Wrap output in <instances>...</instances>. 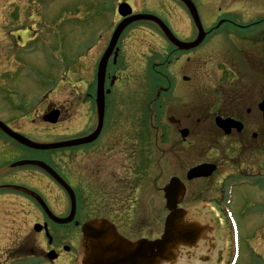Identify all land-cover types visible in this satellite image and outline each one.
<instances>
[{"label": "rangeland", "instance_id": "obj_1", "mask_svg": "<svg viewBox=\"0 0 264 264\" xmlns=\"http://www.w3.org/2000/svg\"><path fill=\"white\" fill-rule=\"evenodd\" d=\"M120 1H126L137 14L158 17L179 40L186 41L195 36L193 23L177 0H0L1 122L38 143L58 142L69 137L71 133L75 134L83 125L89 123L85 122V118L90 115L91 108H87L77 94L94 92L92 85L96 67L113 29L118 24H115V11ZM192 1L203 28H212L218 20L234 17L240 25H245V29L237 33L250 41L255 39L256 45H249L243 41L242 36L231 34L227 37L223 36L224 33H219V36H209L202 43L196 53L190 56V63L182 57L170 65L168 70L165 67L168 64L162 65L161 61H170L166 57L170 47L153 25L136 24L124 32L117 45L119 64L114 68L117 82L112 88L110 98L116 110L108 115L105 137L110 134L113 138L119 131L121 136L123 135V142L136 140L135 130H139L141 126L137 124V120L142 119L138 110L144 108V104L148 105L157 92V88H154L157 79L147 77L150 68H156L158 72L162 69L161 72L170 74L172 79V88H169L166 96H162L159 113L154 114L151 120V126L159 129V132L150 130L152 133L149 142L145 144L136 140L132 148L138 162L140 158L147 159V162L150 159L153 161L154 158L148 171L145 170L148 164L146 167L143 164L144 172L137 178V191L132 194L133 199L137 200L136 208L133 206L130 216L133 223L127 228H119L134 239H152L158 232H162L163 218L166 217L165 202L156 187L162 188L163 184L166 185L167 176L161 168L163 156L160 139L163 133L175 135L167 119L170 116L183 119L182 126L194 129L193 127L199 125L196 124L197 120L201 118L197 115L206 112H223L227 116L239 115L247 108H252L253 104L259 103L258 100L254 103L257 94L252 95L250 100L243 97L245 105L237 101L242 98L243 90L247 88L243 84L257 76L263 80L256 82L254 87H258L264 96V23L256 27L249 24L259 19L264 20V0ZM258 43L260 44L257 45ZM248 52L250 54H247ZM258 62H263V67ZM182 76L190 78L188 84L181 82ZM225 76L235 79L230 82L231 85L218 80L219 77ZM237 83L241 86L239 89ZM231 86L235 88L234 91L241 93L237 98L235 94L227 96ZM232 97L234 101L228 103ZM51 106L61 110L60 120L53 127L42 122L43 115L50 111L48 109ZM240 108L243 112L239 113ZM255 109L256 107L249 117V123L252 125L247 130L246 137L251 140L253 132H260L258 141L262 142L261 155L252 156L254 160H259L260 169L256 167L253 171L250 168L249 164L253 159L243 161L244 148L235 144L226 146L228 140L217 139L218 148L229 151L225 153L226 158L222 157L223 161L220 162V155L216 151L203 158L220 162L221 169L213 181L214 191L210 186V192L202 189L206 187L203 186L205 183L202 185L192 182L188 185V194L180 206L186 208L192 217H199L206 212L209 216V207L211 211L217 212V247L222 254V264L228 263L232 253L230 224L239 242L235 264H264V121ZM230 110L232 112L228 114L227 111ZM200 125L210 124L206 122ZM115 126L119 127L115 129ZM170 128L173 130L172 134L167 132ZM105 137L101 139L100 144L105 142ZM187 141L184 166L186 169L200 161L198 152L203 150L198 139L191 137ZM11 148V141L0 135V168L1 165L16 160V156L11 152L9 154ZM124 151L125 148L120 145V157L116 153L112 154L116 156L106 157L105 170L100 175L98 184L103 183V179L107 185H111L112 180L118 178V174L123 184L132 178L136 179L133 168H138L132 161H126L128 156L125 153L123 155ZM41 153L38 155H43ZM45 159L46 163L66 178L67 163L63 153ZM93 161H89L90 178L93 177L92 173H97ZM22 170L30 171L26 168ZM252 173L254 177H263L258 181L259 187L256 190L240 184L243 175L251 177ZM94 177H97V174ZM228 179L238 185L234 186L230 182L224 184ZM0 182L3 183L4 180ZM39 184L40 192L47 197L53 211L58 215L63 214L66 201L64 194L44 176ZM1 199L8 202L0 209V226L10 223L16 226L15 223L20 221L34 220L33 213L27 207L28 202L12 196ZM225 201L229 203V206L224 207L228 213V223L222 213ZM96 211L93 208L87 218L98 215ZM7 240L3 238V242Z\"/></svg>", "mask_w": 264, "mask_h": 264}, {"label": "flooded vegetation", "instance_id": "obj_2", "mask_svg": "<svg viewBox=\"0 0 264 264\" xmlns=\"http://www.w3.org/2000/svg\"><path fill=\"white\" fill-rule=\"evenodd\" d=\"M224 25H228L231 29L228 31L229 33H237L239 31H243L245 29V26H241L237 24V20L234 19H223ZM264 23L256 21L252 23L251 25L253 27H256L260 24ZM218 31H221L219 28L215 29L212 33L215 36H219L216 34ZM225 31V30H223ZM227 31V30H226ZM225 31V32H226ZM227 33V32H226ZM248 43L250 40L245 39ZM252 43H249L252 46L256 45L255 39L251 40ZM259 45V43L257 44ZM188 55V54H186ZM190 55V53H189ZM243 55V54H242ZM185 58L187 62H190L191 59L189 57H186L184 55H181L180 58ZM263 64V62H258V64ZM257 64V65H258ZM260 70V69H259ZM218 80L226 81V84L231 85L230 82H232L235 79H231L228 77L218 78ZM251 80V79H247ZM263 78H254L248 83H244L243 86L247 87L244 89V93L242 95V98L240 100V103L245 105L246 103L243 102V97H246L247 100H250L252 95H255L254 97V103L258 100V104H253L252 108H247L245 112H243V109L240 108L239 113L243 112L239 115H230L227 116V114H223V112H217L215 114H210L209 112H206L204 114L197 115L201 117L197 120L196 124H199L198 126H195V129H188L189 137H194L196 140L198 139L201 141L202 145V152H198V157L200 158V161L196 164L202 165V164H213L216 166V170L213 173L212 176L203 179H197L191 182H188L185 184L186 187V193L185 196L188 194V185L192 182H199L200 184H204L203 186H206L204 189L205 191H209L208 187H213V191L215 186L214 182L215 177L218 174V172L221 169V165L217 160L212 161L211 160H203L206 156L209 154H213L215 151H218V155L224 153H228V149L226 151L222 150L221 148H217L216 140L217 139H226L228 140V145L235 144L240 146L241 148H244L243 154L244 162H248L250 159H253L252 156H258L261 155V141H258L260 137V132H251V140H247L246 132L249 129L251 122L249 123V117L254 113L253 108L256 107V112L261 114L259 111V104L260 101L264 99V96L262 95V91H259L258 87H254V84L256 82H261ZM239 83H237L238 85ZM249 84V85H248ZM261 83H258V85ZM248 85V86H247ZM241 86L238 85V89ZM244 88V87H243ZM197 87H195V90ZM223 89V88H222ZM221 94H222V91ZM235 88L231 86L229 89V93H227V96L234 95L235 98L238 97V94L241 93L234 91ZM230 100L228 103H231L234 101V97L229 98ZM84 105H87L89 108L93 104V97L91 94H84ZM56 109V108H53ZM237 111V110H235ZM228 114L232 112V110L227 111ZM216 116H221L223 118H232L233 120L241 123V132L233 130L229 136L226 138L221 137V133L215 129L213 122L214 118ZM262 116V114H261ZM263 119V117H262ZM180 120V119H179ZM183 120V119H181ZM180 120V121H181ZM264 121V119H263ZM86 122V121H85ZM208 122L210 125H200L201 123ZM182 124V121H181ZM88 125V123H87ZM87 125H83L81 130L76 131L75 134H70V140H76L82 137L87 136L90 134L93 129L92 127H87ZM180 123L178 125H173L176 129V132L179 133L180 129ZM119 126H115L113 128H118ZM86 129V130H84ZM16 132V131H15ZM105 137V131L103 130L97 139L98 141H95L92 144H88L86 146H77V147H69L65 150L66 155V171L68 172L66 174V183L70 186L72 189V193L75 195V203H76V210H75V217L71 224L66 225L64 227L55 225L51 223V221L47 218V216L44 214V212L41 210V208L37 204V194L43 200L47 203V200L45 196L42 195V193L39 190V182L41 180L42 174L37 170V165L34 167H29V169H33L30 171H23V168H17L18 170L15 171V168H12V164L17 163L22 160H33L37 162V160H41V157L37 155V151L28 153V155L25 157L26 149L15 144L13 141L12 148L9 150V154H13V156H16V160H14L12 163H8V165H1L0 168V180H4V182H0V199L5 196H12V197H18L22 201L28 202V209L33 213L34 220L30 221H20L16 226L13 223L0 226V264H77L78 263V256H79V231L82 223L88 221L90 218H87L89 212L94 208L96 209L98 215H94L95 219H105L110 222H113L115 224L116 229L119 231V228H127L130 226V223H133V220H130L131 216V210L133 206L136 208V198L133 199V195L137 191V176L138 171L135 168V177L136 179L132 178L129 182H122L120 180V174L117 175L118 178H114L112 180L111 185H107L103 179V183H97V181L100 178V175L103 173V170H105V159L107 156H116L112 155L114 153L119 155L120 157V145L125 148V151L123 152L128 156L126 158V161H132L134 165L136 166L137 160L136 155L134 153L133 144L131 141L125 140L123 142L121 136V132H117L113 135V138L111 135H107L105 137V142L100 144L101 139ZM127 137V136H124ZM107 139V140H106ZM10 143V142H9ZM123 143V145H122ZM188 142L182 141L179 139L172 140L169 134H163L162 135V151L161 156H163L162 160L163 163L161 165V168L165 172L167 176V183L169 180L175 176L178 177L183 183V176H186L185 172V161H186V145ZM155 148V147H153ZM106 150L108 152L106 153ZM159 153V152H157ZM22 154V155H21ZM206 155V156H205ZM141 159V158H140ZM258 159V158H257ZM94 160V161H93ZM89 161H93V166L97 168V173H92L93 177L90 178V175L88 172H90L89 167ZM220 161V160H219ZM145 167L148 164V166L145 168L146 171H148L149 165L154 162L150 159V161L147 162V159L145 160ZM256 163L258 165H256ZM86 165V166H85ZM233 165V164H232ZM250 168L254 171L257 167L260 169V162L256 159L249 164ZM26 167V168H28ZM89 171H85L88 170ZM143 171V169H141ZM134 172V168H133ZM132 172V173H133ZM95 174H97V177H94ZM169 174H174L172 177ZM244 179L246 180H255L259 181L261 180L260 175H255L252 173L251 177H247L246 175H243ZM62 177V176H61ZM63 178V177H62ZM13 180L14 182L10 181ZM10 182V183H9ZM166 183V184H167ZM9 185H16L23 188L29 189L35 194V198H32L30 196H27L26 194H23L21 192H17L18 195H12L10 194L11 189H5V186ZM253 190H256V186H259L255 184L253 185ZM220 187V186H219ZM112 188V189H111ZM158 191L161 190L157 187ZM201 189V188H200ZM199 189V190H200ZM97 191V194L95 192ZM7 192V193H6ZM162 192V191H161ZM210 192V191H209ZM92 198V199H91ZM5 202H8L7 200L1 199L0 200V209L4 206ZM49 209L52 211V207L47 204ZM65 208L66 213L60 215L62 218L67 216L69 213L70 208V201H69V208L67 209V205L63 206ZM63 208V209H64ZM209 211V216H207V212L203 215H200L199 217H190L188 216L190 220H194L198 223V229L202 233H207V237H209V243L208 246H206V250L204 254L200 257H198V260H203L207 262L216 261L217 260V248H216V241L218 238V217L217 212L211 211V207ZM22 210V209H21ZM124 214H123V212ZM188 212V210L186 209ZM21 213V211H20ZM38 216V220H37ZM97 217V218H96ZM37 225L42 227V230L37 232ZM65 228V229H62ZM46 229V230H45ZM131 229V228H130ZM121 234V233H120ZM126 234V233H125ZM124 236V234H122ZM127 235V234H126ZM128 236V235H127ZM130 236V235H129ZM159 237V234L155 236ZM3 238L8 239L7 241L3 242ZM154 240V239H153ZM54 255V259L52 261H49V256ZM202 258V259H201Z\"/></svg>", "mask_w": 264, "mask_h": 264}, {"label": "water", "instance_id": "obj_3", "mask_svg": "<svg viewBox=\"0 0 264 264\" xmlns=\"http://www.w3.org/2000/svg\"><path fill=\"white\" fill-rule=\"evenodd\" d=\"M184 3L187 8L193 23H195V27L197 29V37L196 40L192 43H182L177 41L169 32V30L163 25V23L155 18L154 16L149 15H138L134 17H130L124 20L116 29L114 36L111 40L110 46L103 56L98 68V94L100 95V104L97 108V124L100 126L103 120V108L101 101V93H102V85L104 80V69L106 66V61L111 53V50L116 44V41L123 31L125 26L129 25L135 21H149L155 23L162 33L165 35L166 39L172 44L176 45V47L181 51H188L190 49L196 48L201 44V42L205 38V33L202 30L201 23L199 21V17L197 15L196 9L190 0H179ZM130 8L122 4L119 7L118 13L122 16H128L130 14ZM186 80V79H184ZM264 112V103L261 106ZM57 112L51 113L46 116L44 120L49 123L57 122ZM229 121H217L218 126L223 129L226 133L229 132L230 126L228 125ZM0 129L6 133V135L13 138L18 143L28 146L32 149H41V150H50L57 149L62 147H67L68 143L63 144H54V145H35L28 141L27 139L12 133L9 129H7L2 123H0ZM186 133V132H184ZM184 135V134H183ZM94 138V137H93ZM90 138L89 140H92ZM87 140V139H86ZM84 140V141H86ZM84 141H81L84 142ZM32 164L29 162H23L16 165H27ZM42 169L50 173L52 178L59 183L69 194V188L61 181L59 178L45 165L37 163ZM213 172V167L201 166L197 167L188 173V178L193 179L202 176H208ZM19 189V188H16ZM185 188L179 182L178 179L173 178L170 181V185L164 190L165 199H166V208L170 211V215L168 216L165 223L164 234L160 240L154 242H146L140 241L137 243H128L127 241H123L122 238L118 237L115 233L114 229L109 226L106 222H98L93 221L88 224H85L82 227V261L83 264H172L177 258V250L180 245H183L186 239H192L195 241V238L189 237L192 235L190 232L191 227L187 226L185 229V225H183L182 220V211L177 210V205L181 202ZM177 194V195H176ZM37 202L41 204V207L45 211V205L41 202L39 198H37ZM73 212V211H72ZM66 220H58L51 216L52 220H55L61 224L69 223L72 219L73 213ZM189 228V230H187ZM188 233V234H186Z\"/></svg>", "mask_w": 264, "mask_h": 264}, {"label": "bare ground", "instance_id": "obj_4", "mask_svg": "<svg viewBox=\"0 0 264 264\" xmlns=\"http://www.w3.org/2000/svg\"><path fill=\"white\" fill-rule=\"evenodd\" d=\"M189 237H193L196 239L194 242L192 241V239H186V243L183 246L180 245L177 253H180L181 256L185 258L184 261H186L188 264H201L198 262V257L204 254L206 246H208L209 243V237H207L206 232L202 233L201 231L195 232ZM216 257L221 258L220 255H217Z\"/></svg>", "mask_w": 264, "mask_h": 264}]
</instances>
